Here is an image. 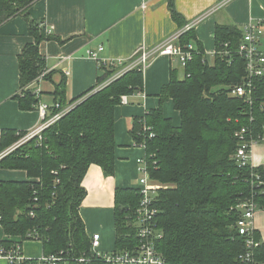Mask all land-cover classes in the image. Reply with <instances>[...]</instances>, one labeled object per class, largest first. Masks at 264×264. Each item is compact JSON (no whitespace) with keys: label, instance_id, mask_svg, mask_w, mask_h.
<instances>
[{"label":"trees","instance_id":"1","mask_svg":"<svg viewBox=\"0 0 264 264\" xmlns=\"http://www.w3.org/2000/svg\"><path fill=\"white\" fill-rule=\"evenodd\" d=\"M35 1L0 0V26L23 14L34 39L18 56L16 99L23 111L35 110L41 102L38 77L48 66L40 44L59 41L47 33L44 22L28 15ZM166 2L181 32L177 44L193 45L194 51L182 75L179 70L171 73L159 94V107L136 120L130 130L146 151L149 179L159 186L153 196L157 214L152 225L162 236L151 244L164 264H243L239 257L248 252L247 236L240 235L237 224L244 215L242 205H255L256 213L264 211V167L253 166L251 160L237 161V134L244 129L247 143H264V77L253 80L251 102L233 96L247 75L246 61L239 54L243 32L232 25H216L217 53L210 64L194 28L185 30L189 22L177 11L175 0ZM138 57L122 64L98 61L96 85L71 101L67 78L62 76L44 122L71 108L0 160V170L23 171L29 179L0 181V226L6 236L20 239L0 241L6 250H21L23 242L38 241L45 256L57 258L56 264H111L92 253V238L80 215L87 194L82 184L93 165L106 177L115 175V111L123 96L143 90L141 67L127 69ZM170 101L179 125L164 115L163 105ZM27 134L3 131L0 155ZM114 200L113 251H135L142 241L138 220L142 192L117 189ZM252 236L260 243L255 259L264 264L261 235L255 230ZM38 262L26 258L21 264Z\"/></svg>","mask_w":264,"mask_h":264},{"label":"crops","instance_id":"2","mask_svg":"<svg viewBox=\"0 0 264 264\" xmlns=\"http://www.w3.org/2000/svg\"><path fill=\"white\" fill-rule=\"evenodd\" d=\"M175 4L189 25L194 26L210 64L217 53L216 25L235 26L244 35L247 25L261 22L264 30V0H175ZM27 13L31 19L44 22L47 33L59 40L43 41L39 46L41 56L53 71L50 80L38 85L42 92L41 102L48 105L62 76L67 78L66 94L71 101L96 85L98 61H128L142 47L155 49L180 32L166 0H36ZM33 41L23 14L0 26V139L3 131L29 132L41 123L38 107L23 111L16 99L20 92L18 56ZM262 42L264 44V33ZM100 46L103 51L98 59L92 58L90 53ZM182 69L173 58L159 56L154 59L144 72L143 90L128 96V104L116 108L115 175L106 177L100 167L93 165L84 178L82 185L87 194L80 215L91 238L94 234L101 235V251L113 252L115 246V191L139 188L137 162L145 158L146 151L136 145L131 127L136 120L159 107V94L169 84L171 73L179 70L182 75ZM163 112L175 125L180 124L179 114L171 101L163 105ZM250 160L253 166L264 167V143L254 144ZM4 171L10 172L13 179L3 178L7 175ZM0 181L29 179L23 171L0 170ZM255 228L264 244V211L256 213ZM2 240L20 241L6 236L0 226ZM38 243L40 245L29 242L21 245L25 258L39 259L44 255L42 243ZM0 264L8 263L0 258Z\"/></svg>","mask_w":264,"mask_h":264},{"label":"built area","instance_id":"3","mask_svg":"<svg viewBox=\"0 0 264 264\" xmlns=\"http://www.w3.org/2000/svg\"><path fill=\"white\" fill-rule=\"evenodd\" d=\"M193 25L186 26L185 30L193 28ZM263 24L261 22H252L247 25L244 29V35L239 48L240 56L246 61V79L244 84L233 89L232 95L238 96L240 98H246L248 102L252 100V94L254 91L253 80L256 78L264 77V46L262 45L263 38ZM181 32L177 33L176 37L165 41L162 45L155 49L148 50L142 47L139 49L134 56H139L136 61L132 62L127 66V69L140 66L143 70L150 67L153 59L159 56H166L175 59L180 67H186L187 63L193 58L194 46L188 45L185 48L180 47L178 44L174 43L178 40ZM103 51V47L100 46L96 52H91L90 56L94 59H98V54ZM229 55L228 53L225 54ZM153 58V59H151ZM230 58V55H229ZM125 61H118L119 64ZM51 70L47 68L46 71L42 72L38 77L39 84L44 81L46 75L49 74ZM125 71V70H124ZM37 95L41 94V89H36ZM125 97V96H124ZM124 99V98H123ZM121 99V105H126L125 99ZM38 113L40 115L41 123L35 129L28 132V134L23 137L17 144L6 150L0 155V160L6 156L9 152L15 150L17 147L25 144L34 136L39 135L46 127H48L54 121L60 119V117L66 113L70 108L65 110L60 114L55 115L52 119L45 121L48 116L49 105L43 102L38 104ZM244 134L246 130H242L237 134L240 140V145L237 150L236 159L237 161H242L243 164L250 160V155L252 148L256 143H247L244 139ZM137 145V144H136ZM144 149V146L137 145ZM138 172L139 174H144V178L139 179V188L143 195V200L140 204L138 210V220L140 223L139 235L141 237V245L135 249V251H124V252H104L101 251V235L94 234L92 236V253L105 260L111 264H164V259L157 253V251L152 246V242L160 238L162 235L157 234L152 225V220L156 216L157 211L152 206L153 196L158 190L159 186L149 179L148 171L146 168V163L143 159L138 160ZM241 208L244 211L243 217L238 222L239 233L242 236H247L246 246L248 252L239 257L243 264H259L257 263L254 250L260 246V243L256 241L252 234L256 230L255 228V218H256V207L251 204L249 206L242 205ZM1 219V216H0ZM0 258L7 260L8 264H21L26 258L22 254L19 247L13 250H6V248L0 243ZM38 264H56L57 258L54 256L43 255L38 259Z\"/></svg>","mask_w":264,"mask_h":264},{"label":"rangeland","instance_id":"4","mask_svg":"<svg viewBox=\"0 0 264 264\" xmlns=\"http://www.w3.org/2000/svg\"><path fill=\"white\" fill-rule=\"evenodd\" d=\"M151 59H153V58H151ZM153 60H154V59H153ZM210 63H211V62H210ZM95 91H96V90H95ZM95 91H94V92H95ZM123 98L125 99L126 104H128V98H129V97H128V96H125V97L123 96L121 99H123ZM124 99H123V100H124ZM38 114H39V113H38ZM4 173H7V175H5V176L3 175V178H5L6 180H11V179H10V178H12V177H11V176H12L11 173H10V172H5V171H4ZM13 177L15 178V176H13ZM144 177H145L144 174H140V178H144ZM12 179H13V178H12ZM25 242H29V243H32V244H34V245H35V244L40 245V244L38 243V241H34V242H33V241H25ZM25 242H24V243H25ZM36 242H37V243H36ZM24 243H23V244H24ZM110 252H112V251H108V253H110Z\"/></svg>","mask_w":264,"mask_h":264}]
</instances>
